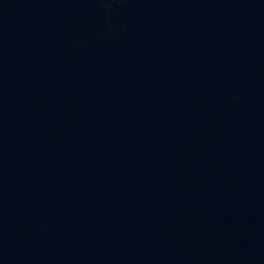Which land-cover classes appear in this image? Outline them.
Masks as SVG:
<instances>
[{
	"label": "water",
	"instance_id": "water-1",
	"mask_svg": "<svg viewBox=\"0 0 264 264\" xmlns=\"http://www.w3.org/2000/svg\"><path fill=\"white\" fill-rule=\"evenodd\" d=\"M0 264H264V0H0Z\"/></svg>",
	"mask_w": 264,
	"mask_h": 264
}]
</instances>
